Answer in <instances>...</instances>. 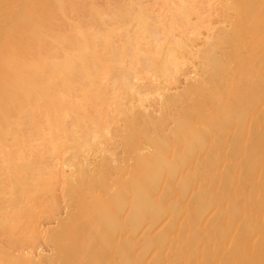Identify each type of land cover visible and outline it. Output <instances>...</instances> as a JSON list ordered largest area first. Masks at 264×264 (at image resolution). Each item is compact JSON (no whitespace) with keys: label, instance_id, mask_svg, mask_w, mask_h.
Returning a JSON list of instances; mask_svg holds the SVG:
<instances>
[{"label":"bare ground","instance_id":"6f19581e","mask_svg":"<svg viewBox=\"0 0 264 264\" xmlns=\"http://www.w3.org/2000/svg\"><path fill=\"white\" fill-rule=\"evenodd\" d=\"M0 264H264V0H0Z\"/></svg>","mask_w":264,"mask_h":264}]
</instances>
